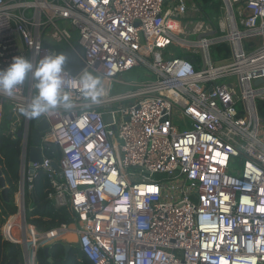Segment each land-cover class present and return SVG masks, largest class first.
<instances>
[{
    "label": "built area",
    "instance_id": "obj_1",
    "mask_svg": "<svg viewBox=\"0 0 264 264\" xmlns=\"http://www.w3.org/2000/svg\"><path fill=\"white\" fill-rule=\"evenodd\" d=\"M220 2L213 25L191 0H0V69L79 46L106 92L86 99L65 71L72 107L40 117L49 129L32 165L37 119L21 110L34 81L0 93V127L9 115L21 151L17 213L0 233L23 264L73 235L63 246L90 264H264V0ZM219 44L228 58L215 59ZM140 67L152 78L118 79ZM38 171L69 223L39 231L28 221L25 187Z\"/></svg>",
    "mask_w": 264,
    "mask_h": 264
},
{
    "label": "trees",
    "instance_id": "obj_2",
    "mask_svg": "<svg viewBox=\"0 0 264 264\" xmlns=\"http://www.w3.org/2000/svg\"><path fill=\"white\" fill-rule=\"evenodd\" d=\"M200 9L202 20L206 23H215L221 6L220 0H191ZM206 14V15H205ZM212 54L215 59L229 57V48L219 44L214 46ZM220 56V57H219ZM257 112L264 122V101H257ZM32 120V119H31ZM10 121L5 118L4 124L0 127V166L4 176L5 185L8 187L7 200L0 195V229L6 219L17 213L15 205V194L17 183L20 179V141L12 139ZM32 192L28 193L27 184L25 187L26 203L33 207V211L26 213L28 221L37 230L46 231L54 229L61 224L69 223L71 216L65 209L54 210L47 199L50 192V182L47 174L38 171L33 182ZM27 208V204H26ZM51 259V261H49ZM37 264H90L78 251H65L62 243L51 246L47 256L43 248L36 254ZM0 264H23L20 246L10 240L4 239L0 233Z\"/></svg>",
    "mask_w": 264,
    "mask_h": 264
},
{
    "label": "clouds",
    "instance_id": "obj_3",
    "mask_svg": "<svg viewBox=\"0 0 264 264\" xmlns=\"http://www.w3.org/2000/svg\"><path fill=\"white\" fill-rule=\"evenodd\" d=\"M66 61L64 52L44 55L35 65L23 56L14 57L6 69H0V93L11 97L30 74L34 81L35 95L21 110L25 118L39 119L58 107L70 109L72 103L65 92ZM78 76L77 86L86 99L95 103L106 94L99 77L84 70Z\"/></svg>",
    "mask_w": 264,
    "mask_h": 264
},
{
    "label": "water",
    "instance_id": "obj_4",
    "mask_svg": "<svg viewBox=\"0 0 264 264\" xmlns=\"http://www.w3.org/2000/svg\"><path fill=\"white\" fill-rule=\"evenodd\" d=\"M67 56V61L65 65V69L67 72H69L71 75H78L84 68V63H83V51L79 46H76L74 50L68 49L64 52ZM186 59H189V61L193 64L194 60L186 57ZM259 80L255 82V84H258ZM7 120L10 119V116L8 115L6 117ZM49 129L48 124L45 121H42L37 119V121L34 123L33 129L31 131V145L33 146L28 153V161L29 164L32 165L34 163H42V156L39 148H37L39 139L41 134L46 132ZM18 136H20V133H18ZM51 167L53 170H57V165L55 163L51 164ZM29 174H32V169H29ZM0 195L7 200V195H8V187L5 185V180L4 176L2 174V170L0 168ZM70 227H74L71 225ZM60 243L62 244H68V243H73L76 244V236H70L67 239L62 240ZM54 243H50L47 246L43 248L44 253L48 256L49 255V250L51 246H53ZM65 251L68 253L69 247L67 245H64ZM51 261V259H49Z\"/></svg>",
    "mask_w": 264,
    "mask_h": 264
},
{
    "label": "rangeland",
    "instance_id": "obj_5",
    "mask_svg": "<svg viewBox=\"0 0 264 264\" xmlns=\"http://www.w3.org/2000/svg\"><path fill=\"white\" fill-rule=\"evenodd\" d=\"M248 48L247 46L245 47ZM152 78L151 73L148 69H145V67L135 68L129 73H124L121 76L118 77L119 80L130 83L132 81H142L143 79ZM131 90V87L126 86H119L115 85V88L113 90V93H122V92H128ZM4 124V122H3ZM16 223H18V220H16Z\"/></svg>",
    "mask_w": 264,
    "mask_h": 264
},
{
    "label": "bare ground",
    "instance_id": "obj_6",
    "mask_svg": "<svg viewBox=\"0 0 264 264\" xmlns=\"http://www.w3.org/2000/svg\"><path fill=\"white\" fill-rule=\"evenodd\" d=\"M203 15V14H202ZM206 15V14H205Z\"/></svg>",
    "mask_w": 264,
    "mask_h": 264
}]
</instances>
